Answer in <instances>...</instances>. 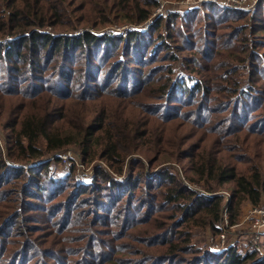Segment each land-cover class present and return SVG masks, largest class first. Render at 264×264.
Returning <instances> with one entry per match:
<instances>
[{"label":"trees","instance_id":"1","mask_svg":"<svg viewBox=\"0 0 264 264\" xmlns=\"http://www.w3.org/2000/svg\"><path fill=\"white\" fill-rule=\"evenodd\" d=\"M157 8L156 0H0V96L26 103L20 108L7 103L0 111V138L7 147L4 151L0 146V206L19 201L0 214V240L12 220L25 219L26 209L42 207L36 203L41 195L62 200L61 195L68 193L66 198L75 202L74 207H82L83 200L100 224L120 221L114 234L106 232L95 244L121 237L135 239L139 244L133 255L139 261L123 258L128 255L123 244L95 248L92 256L55 264H264V255L259 257L255 251L230 247L215 253L192 244L195 228L208 227L216 235L225 217L234 226L246 206H264V0L253 15L216 4L189 10L188 23L205 22L200 41L185 26L174 37L170 23L165 38L160 33V18L139 34L135 28L152 19ZM185 17L173 12L169 19ZM237 20L244 23L233 25ZM226 21L231 22L223 31L210 29ZM114 22L134 28L125 38L99 35ZM245 23L247 28L239 27ZM178 39L184 44L194 42L200 61L212 59L213 52L220 58L218 85L198 73L175 74L155 68L156 59H176L171 53ZM242 72L244 78L238 79ZM148 90L157 100L140 103L135 115L105 105L109 99L127 103ZM100 99L104 104L95 105ZM81 108L86 114L75 117ZM180 121L191 130H182L185 125ZM206 134L215 137L217 144L188 142ZM169 135L173 148L166 144ZM150 137L156 139L152 145L172 149L176 161H188L190 184L202 187L205 194L168 168L154 171L160 179L151 182L147 172L138 168L140 160L127 162L130 154L149 149ZM69 146L82 151L84 163L100 157L115 176L97 168L95 184L86 187L77 184L71 174L59 173L50 158ZM257 150L260 156L255 155ZM129 177L133 180L126 183ZM138 182L141 188H136ZM145 187L157 189L159 201L144 204L139 215L132 216L134 204L124 205L134 200L136 191H148ZM159 215L165 219L162 224L157 222ZM140 225L152 227L133 236ZM24 226L32 227L19 225L14 230ZM19 244L33 243L25 236ZM144 247L156 249L159 255L152 257ZM46 248L54 252L52 245L37 249L27 245L8 255H1L0 249V264H54L53 258H43ZM56 249L61 252L64 246Z\"/></svg>","mask_w":264,"mask_h":264},{"label":"rangeland","instance_id":"2","mask_svg":"<svg viewBox=\"0 0 264 264\" xmlns=\"http://www.w3.org/2000/svg\"><path fill=\"white\" fill-rule=\"evenodd\" d=\"M259 1L260 0H156V2L158 3V8L155 10L152 19L140 24L135 29H137V32L139 31V34L146 33V31L153 25L154 21L160 18L163 20V28L161 29L160 33H162V35H165V38L169 37L167 36L168 29L166 25L170 23L173 27V34L175 33L174 37L177 38L181 30H184V28H186L193 34H196V38H198L196 40L200 41L204 38L205 22L201 19L188 23V21L186 20V15L189 10L204 4H216L218 6H229L239 10H247L249 11L250 15H253L256 13ZM215 10L216 9H214V11ZM173 12H176V14L179 13L183 17H186L182 19L178 18L176 19V21L172 22V19L169 18H171ZM134 18L137 20V15H135ZM229 22L231 21H226L218 25L210 26V29H215V31L221 32L225 29ZM243 23L244 21L242 20L232 22L233 25ZM183 26L185 27L183 28ZM239 27L247 28L248 24L245 23L244 25H241ZM132 28H134V26L131 24H125L124 22H114L113 25L102 28L98 33L99 35H113L112 37L123 36L125 38L128 34L131 33V31L133 30ZM194 44V42H188L184 44L181 43L178 39L176 46H172L173 53H171L174 55L176 54V59L169 60L167 57H162L156 59L152 64L155 66V68H158L160 70H174L177 72L175 74L198 73L201 76L211 79V84L218 85V75H220L222 72V69H220L221 67H219L220 58L215 57L213 52L212 59H209V61H200V55L194 48ZM196 66L202 70L199 71ZM216 66H218L219 72ZM175 74L174 76H176ZM244 76L245 74L243 72L237 74L238 79H243ZM116 79L117 78L114 79V83ZM218 89L219 88H215V91H218ZM130 100L132 101L121 103L115 101V99H109L107 100V102H105V105L111 110L114 108L125 109L132 115H135L141 109L142 105L140 103L153 102L156 101L157 98L155 99V93L152 90H148L146 93H143L136 98H131ZM7 103H12V105L17 108H20L22 105H26V103L23 102L22 99H8L0 96V111L5 108ZM94 104L102 105L104 104V101L100 99ZM79 114H86V112L81 108L80 110H77L75 117H78ZM1 120L2 119L0 118V133L2 131L1 127L3 126V124H1ZM13 120H15V118ZM180 123L183 126L185 125L184 128H181L185 132H189L191 130L192 127L186 124V122L180 121ZM167 139L168 141L166 142V144L169 147L173 148L175 145L173 143L174 140L170 138V135ZM155 140L156 139L154 137H150L149 139H147V142L150 144V146H148L149 149L146 148L139 154H130L126 159L127 162H129L133 158L140 160L142 162V165H140L138 168L142 171L147 172V177L151 180V182L160 179L156 178L155 175H153L154 171L158 170L159 168H168L171 172L178 175L179 178L189 187L198 190L200 194H205L203 193L205 191L202 187L198 186L197 184H190V181L188 180L189 173L186 172L188 161H176L173 157V150L169 147H157V144L152 145ZM255 140L257 141V139ZM197 141L211 144L215 142L216 139L215 137L208 136L206 134L203 136L198 135L197 138H193L188 142L190 143ZM217 142L218 141H216V144ZM0 146L4 151L7 148L3 138H0ZM259 152L260 150H257L255 152V155L260 156L258 155ZM81 153L82 151L80 149H76V147L74 146H69L58 156L51 157L50 161L52 162V165L56 171L64 175L71 174L72 177H75L74 181L77 184L85 185L86 187H90L95 184L97 177L95 170L97 168L105 169L112 175H114L108 169L106 163L102 162V159L100 157H97L96 160L87 164L84 163ZM56 158H59V162L53 163ZM256 161L259 162L258 159H256ZM35 163L38 164L39 162L36 161ZM132 180L133 178L129 177L125 179V182H131ZM139 183L140 182L136 184V188H141V185ZM145 188L148 191H136L133 197L134 200L131 199L130 204L127 203L124 205V207H126L127 205L134 204V206L130 209L132 216H138L139 211L144 204L152 203L154 205L159 201V199L157 198V189H151V187ZM226 192H228V194L230 195L231 191L228 190ZM67 194L68 193H63L61 195V198H63L62 200L56 198L48 200V195H44L43 199L41 195V199H38L36 201L37 204L42 205V207H38L40 208L39 210H36L34 207H29L28 209H26V211L23 212V215L26 216L24 217L25 219L12 220L13 226L11 225L10 229L6 232L5 237L0 240V249L2 252L1 255H8L15 249L17 250L20 248H26L27 245H30L33 249H37V247L40 245H52L54 252L52 251V253H49L50 249L46 248L44 249V251H42V255L43 258H53L55 264L58 260L72 261L83 256H92L91 252L95 248L106 250V248L112 249L116 246L122 247V245L125 244L128 255H124L123 258H125V260L127 261H139V257L133 255L134 253H136V244H139L134 241L135 239H124L121 237L117 240L113 239V241L108 244L103 243V241H100V244H95L97 241L96 238H98V240H103L102 238H105L104 234L106 232H111V234H114L115 231L120 227V221H116L113 219L106 225H104V223L100 224V220H95L94 217L90 216V212L86 209V207L83 206V200L80 203L82 207H74L75 202L68 201V198H66ZM228 194H226L227 199L229 198ZM79 200L81 201V198H79ZM125 200L126 197L123 198L124 202ZM16 205H19V201H10V203L5 204L4 206H0V214L6 209H10L12 207L14 208ZM262 207L264 206L258 208L249 205L246 206L242 212V216L238 224L234 226L228 225V218L225 217V221L221 226V231L216 235L208 227L195 228L192 233V244L206 246L207 249L212 250L215 253L225 251L230 247H237L241 252L250 251L251 253V251H255L257 255L261 257L260 255H264V227L261 224V214H259L258 211L260 210L259 208ZM78 210H80L79 214L75 215ZM32 216L37 217L34 218ZM159 216L160 217L157 219V222L159 224H162L165 219L163 215ZM2 218L3 217L0 216V222ZM88 222L91 223V225H88ZM27 224H31L32 227L24 226L22 228L20 227L17 230H14L15 226ZM151 227L152 226L147 227V225H140L133 231V236H141L145 232L150 231ZM220 234L224 236L223 239L221 238L222 235L220 236ZM25 236L30 237V241L33 244H19ZM87 240H93L94 244H86ZM57 246H64V249L59 252L60 250L57 251L56 249ZM142 250L151 254L152 257L159 255V252L156 249H146V247H144ZM36 254H38V252ZM39 255L40 253L38 254V256ZM120 255L122 256V253Z\"/></svg>","mask_w":264,"mask_h":264},{"label":"built area","instance_id":"3","mask_svg":"<svg viewBox=\"0 0 264 264\" xmlns=\"http://www.w3.org/2000/svg\"><path fill=\"white\" fill-rule=\"evenodd\" d=\"M260 210L258 211L259 212V214H261V224H262V226L264 227V207H262V208H259ZM222 234H220V236H221ZM221 238L223 239L224 238V236L222 235L221 236ZM218 247V246H217Z\"/></svg>","mask_w":264,"mask_h":264}]
</instances>
